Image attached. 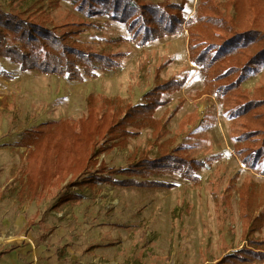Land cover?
<instances>
[{
    "label": "rangeland",
    "instance_id": "obj_1",
    "mask_svg": "<svg viewBox=\"0 0 264 264\" xmlns=\"http://www.w3.org/2000/svg\"><path fill=\"white\" fill-rule=\"evenodd\" d=\"M142 1L184 3L187 19L195 14L199 2ZM215 2L229 6V0ZM0 9L52 27L80 24L81 33L72 39L113 59L95 65L97 76L81 82L36 71L23 73L9 60L0 59V252L19 247L15 264H26V255L38 264H219L225 254L249 248L243 237L241 189L251 176L256 184L251 181L254 209L258 210L257 204L264 209V176L244 168L233 153L230 134L237 123L227 115V100L200 94L203 76L189 62L186 31L139 48L129 41L123 24L106 16L85 18L68 1L0 0ZM228 15L235 18V12ZM64 31V27L58 30ZM156 78L184 80L181 89L165 96L169 101L155 111L154 119L164 123L161 129L155 131L148 124L108 154L98 156V165L104 163L107 171L122 168L143 154L155 158L160 143L171 140L182 147L180 155L206 161L198 172V184L175 173L155 177L168 184L161 188L83 184L79 189L71 182L80 181V173L69 175L55 190L41 191L35 200L21 201L17 192L12 193L18 182L11 181L27 167L28 147L19 143L24 135L52 128L50 123H75L86 118L91 107H108H103L107 100H112V109L117 104H141ZM260 86H264V68L241 87L252 94ZM75 192L81 198L61 201ZM250 200L253 197L245 199ZM252 237L264 239V222Z\"/></svg>",
    "mask_w": 264,
    "mask_h": 264
},
{
    "label": "trees",
    "instance_id": "obj_2",
    "mask_svg": "<svg viewBox=\"0 0 264 264\" xmlns=\"http://www.w3.org/2000/svg\"><path fill=\"white\" fill-rule=\"evenodd\" d=\"M63 1L70 2L85 18L106 16L108 20L123 24L129 41L139 48L186 31L189 62L203 76L200 94L214 95L218 101L227 100L230 105L227 115L237 123L230 134L233 153L244 168L264 176V86L255 88L252 94L241 87L248 77L256 76L264 68V0H229L228 7L215 0H199L195 14L188 19L183 11L184 3ZM230 12H235L232 20L228 15ZM61 27L65 28L64 32H58ZM81 31L80 24L52 27L47 22L0 9V59L9 60L23 73L36 71L43 75H59L71 82L94 78L97 76L95 65L111 63L113 59L73 40L72 37ZM155 82V86L142 96L141 104H117L112 109L109 105L112 100H107L103 107L107 104L108 107L104 110L91 107L89 115L75 123L69 120L50 123L52 128L35 129L24 135L19 143L28 147L24 159L27 167L23 166L11 181L18 182L12 193L17 192L21 201L25 198L35 200L41 191L55 190L69 175L80 173V181L71 182L79 189L83 184L161 188L168 184L155 177L175 173L198 184V172L205 168L206 161L180 155L182 147L175 145L174 141L172 144L171 140L160 143L155 158L143 154L122 168L107 171L104 163L98 165V156L108 154L119 142L138 134L148 124L155 131L161 129L164 123L154 119L155 111L169 101L165 96L181 89L184 80L158 81L156 78ZM130 126L135 127V131L129 130ZM86 171L94 175L90 177ZM113 176L125 179L115 180ZM23 177H26L25 182ZM250 178L249 182H244L240 197L243 200V237L249 248L242 247L225 254L219 264L264 262V239L252 237L253 232L263 225L264 209H260L259 204L256 205L258 210L254 209L256 196ZM10 186L12 183L3 192H7ZM246 197H253V200L246 202ZM79 198L81 196L75 192L61 201ZM10 250L12 248L1 251L0 256Z\"/></svg>",
    "mask_w": 264,
    "mask_h": 264
},
{
    "label": "crops",
    "instance_id": "obj_3",
    "mask_svg": "<svg viewBox=\"0 0 264 264\" xmlns=\"http://www.w3.org/2000/svg\"><path fill=\"white\" fill-rule=\"evenodd\" d=\"M11 248L12 250H10L9 253L0 256V264H15L14 262L17 260V258L15 259V252L19 250V247H11ZM21 248H23V246H21ZM24 258L27 260L26 264H38V262L34 260V257H30L26 255V257H23V260Z\"/></svg>",
    "mask_w": 264,
    "mask_h": 264
}]
</instances>
